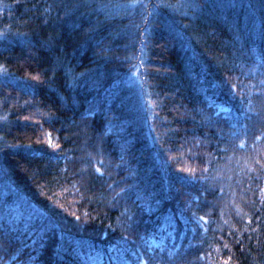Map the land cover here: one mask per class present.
Masks as SVG:
<instances>
[{
    "label": "trees",
    "instance_id": "1",
    "mask_svg": "<svg viewBox=\"0 0 264 264\" xmlns=\"http://www.w3.org/2000/svg\"><path fill=\"white\" fill-rule=\"evenodd\" d=\"M109 261L264 264V0H0V264Z\"/></svg>",
    "mask_w": 264,
    "mask_h": 264
},
{
    "label": "rangeland",
    "instance_id": "2",
    "mask_svg": "<svg viewBox=\"0 0 264 264\" xmlns=\"http://www.w3.org/2000/svg\"><path fill=\"white\" fill-rule=\"evenodd\" d=\"M219 111H221V112H228V108L220 107V108H219ZM158 245H160V242L158 243V242H156V241H152V243H151V246H152V247H158ZM114 260H115V258L113 259V261H114ZM108 264H112V263H110V261H109Z\"/></svg>",
    "mask_w": 264,
    "mask_h": 264
}]
</instances>
